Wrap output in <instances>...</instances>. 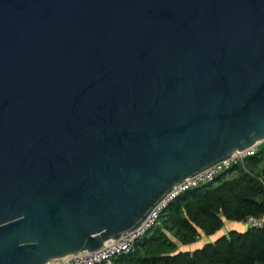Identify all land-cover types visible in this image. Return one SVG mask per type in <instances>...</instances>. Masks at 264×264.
Listing matches in <instances>:
<instances>
[{"label":"water","instance_id":"95a60500","mask_svg":"<svg viewBox=\"0 0 264 264\" xmlns=\"http://www.w3.org/2000/svg\"><path fill=\"white\" fill-rule=\"evenodd\" d=\"M263 142L264 0H0V264L99 251Z\"/></svg>","mask_w":264,"mask_h":264},{"label":"trees","instance_id":"16d2710c","mask_svg":"<svg viewBox=\"0 0 264 264\" xmlns=\"http://www.w3.org/2000/svg\"><path fill=\"white\" fill-rule=\"evenodd\" d=\"M247 161L251 174L236 166L217 181L235 170L238 174L219 186L213 183L188 191L162 214L160 221L166 218L162 224L189 245L202 235L217 234L226 221L243 223L250 217L264 221V186L257 178L264 172V148ZM155 229L136 244L134 252L117 257L114 264H264V225L232 231L193 252L178 250L159 226Z\"/></svg>","mask_w":264,"mask_h":264},{"label":"built area","instance_id":"2783aa9c","mask_svg":"<svg viewBox=\"0 0 264 264\" xmlns=\"http://www.w3.org/2000/svg\"><path fill=\"white\" fill-rule=\"evenodd\" d=\"M263 143H259L245 152L235 153L228 160L222 161L179 184L150 212L141 226L133 232H127L120 239L105 243L99 251L80 252L74 256L70 255L56 262H50V264H114V260L117 257L134 252L136 244L160 224L162 214L183 194L201 186L215 183L219 177L236 166L243 167L247 173L251 174L246 168V161L258 154L260 146ZM257 178L264 186V172L257 176ZM246 223L250 228H262L264 225L263 219L254 217L248 218Z\"/></svg>","mask_w":264,"mask_h":264},{"label":"rangeland","instance_id":"374dc122","mask_svg":"<svg viewBox=\"0 0 264 264\" xmlns=\"http://www.w3.org/2000/svg\"><path fill=\"white\" fill-rule=\"evenodd\" d=\"M263 148H264V143L260 146V150H263ZM246 165H247V167L250 169V170H252V167L250 166V164H249V162L247 161V163H246ZM238 170H235V171H233V172H231V173H228L226 176H224V178L222 179V181H224V180H229V179H231V178H233V177H235L237 174H238ZM222 181H217V182H215L214 183V186H219L220 184H221V182ZM166 218H162V222H164V220H165ZM162 222L160 221V224L158 225L159 226V228H160V230H162V233L169 239V240H171L172 242H174V243H176L177 244V246H178V250H187V249H191V250H193V249H195L196 247H198L197 249H200V248H202V247H204L206 244H208V243H210L211 241H204L203 242V240H202V238H203V235L197 240V242L196 243H194V244H189V245H187V244H183V243H181V241L179 240V238L178 237H176V235L174 234V233H172V232H170L163 224H162ZM236 223H238V222H236ZM157 226V227H158ZM156 228V227H155ZM153 229L152 230V232L148 235V236H150L151 234L153 235V232L156 230V229ZM219 233H221V232H219ZM139 242H141V240L139 241ZM203 244V245H202ZM142 249V248H141Z\"/></svg>","mask_w":264,"mask_h":264},{"label":"crops","instance_id":"0c3cea01","mask_svg":"<svg viewBox=\"0 0 264 264\" xmlns=\"http://www.w3.org/2000/svg\"><path fill=\"white\" fill-rule=\"evenodd\" d=\"M263 169H264V165H263ZM250 227L247 225L246 222H243V223H236V222H231V221H226L225 224H224V227L223 229L220 231L221 233H217L213 236H203L202 240L203 242L205 241H211L210 243L212 242H215L218 238L224 236V235H228L230 232L232 231H237V232H245L247 230H249ZM203 245V244H202ZM198 247H196L195 249L191 250V249H187L186 251L185 250H180V251H183V252H193L195 250H197Z\"/></svg>","mask_w":264,"mask_h":264}]
</instances>
